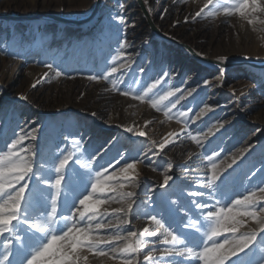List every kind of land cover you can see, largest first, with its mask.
<instances>
[{
  "label": "rangeland",
  "instance_id": "obj_1",
  "mask_svg": "<svg viewBox=\"0 0 264 264\" xmlns=\"http://www.w3.org/2000/svg\"><path fill=\"white\" fill-rule=\"evenodd\" d=\"M96 1L0 0V149L4 148L17 124L25 131L36 129V143L46 141L52 147L59 144L65 151L71 147L65 137H80L83 148L77 154L83 151L85 156L77 168L83 171L95 167L94 163L89 165L87 153L102 145L110 148L115 145L108 158L114 156L117 149L134 156L141 149L156 151L151 142L159 144L169 133L177 134L174 144L137 164L133 174L137 186L128 184L123 189L135 192L137 203L150 198L154 200L155 194L148 190L163 191L159 185L165 175L172 176L169 181L172 190L184 188L197 177H203L207 170L205 149L212 142L223 157L216 158L218 171L231 163L233 156L238 157V164L248 161L241 171L252 164L259 168L264 160V81L252 87L254 77L244 66L259 64L257 66L264 69V23H260L264 20V12L253 14L257 18L255 24H250L238 13L228 16L222 10L215 18L198 17L193 21L195 12L206 0H101L97 12L83 24L59 19H83L92 12ZM224 2L231 3V0ZM260 2L264 4V0ZM125 15L129 17L121 22ZM11 23L17 25L12 27ZM37 24L50 27L44 38L45 42L54 41L53 52L56 54L49 53L47 57L63 62L60 70L65 75L59 78L45 67L52 59L43 61L42 51L34 49L36 38L31 40L29 32L30 27ZM88 25L85 33L73 36V40L65 34V30ZM31 32L35 34V28ZM125 38L128 40V46L123 48L125 55L116 59ZM113 62L125 67H118L109 80L87 79L89 74L99 75L105 69L110 72ZM53 67H56L55 63ZM160 68L174 75L157 85L149 97H157L169 90L175 94L162 101L161 110L157 111L147 98L145 101L134 100L132 94L142 92L154 82ZM205 79L210 83L205 85ZM37 80L40 83L34 88L32 85ZM113 82L116 88L131 94L125 96L114 90ZM189 91L192 92L190 96L187 95ZM181 95L183 99L176 103ZM22 96L27 99H21ZM172 103H176L175 108H171ZM165 105L170 108L168 116L164 114ZM205 105L212 110L197 118L196 113ZM179 112L188 115L180 117ZM146 121L151 123L145 126ZM220 123L224 127L218 131ZM133 125L146 136L139 137L135 132L125 130L126 126ZM209 128L215 134L209 133L202 139L203 148L187 134L191 132L201 137ZM249 145L251 149L259 147L263 151L253 155L249 151L240 157ZM122 206L109 201L99 206V211L107 210L110 215L113 209ZM130 219V224L121 227L135 230L138 237L145 227L154 228L144 216ZM246 230L248 227L241 229ZM110 231L100 229L99 234ZM151 247L164 246L148 244L144 251ZM89 254L93 255L92 260H82V264H119L110 255ZM81 255L86 256L84 252ZM153 255L156 264H201L194 257H167L159 251ZM140 262L145 264L143 251Z\"/></svg>",
  "mask_w": 264,
  "mask_h": 264
},
{
  "label": "snow or ice",
  "instance_id": "obj_2",
  "mask_svg": "<svg viewBox=\"0 0 264 264\" xmlns=\"http://www.w3.org/2000/svg\"><path fill=\"white\" fill-rule=\"evenodd\" d=\"M221 10L228 16L238 13L250 24H255L257 18L253 14L264 12V4L260 0H231V3L206 0L192 19L215 18ZM127 46L125 38L116 59L125 55L123 48ZM62 63L54 60L46 63L45 67L59 78L65 75L60 70ZM118 67L125 65L117 66L113 62L110 72L105 69L99 75L89 74L87 79L109 80ZM171 75L174 73L160 68L154 82L142 92L132 94V99L145 101L147 98L151 106L160 111L161 102L175 93L169 90L157 97H149L148 94ZM39 83L37 80L32 86L35 88ZM203 83L207 85L210 81L205 79ZM113 89L125 96L131 94L116 88L115 82ZM187 95H192V92ZM21 99L26 100L27 97L22 96ZM179 99H183V95L176 103ZM176 103H172L171 108H175ZM164 107L167 109L164 114L168 116L170 108ZM211 110L205 105L196 116L199 118ZM177 115L187 117L188 113L179 112ZM149 123L151 121H146L145 126ZM185 126L186 131V119ZM223 127L220 123L219 128ZM125 130L135 132L139 137L146 136L135 125L126 126ZM11 131L12 135L0 149V247L3 248L0 264H82V260L88 258L81 255L85 250L97 256L110 255L119 264H141L142 251L145 264H156L153 254L157 251L167 257H194L201 264H264V160L259 168L252 164L241 171L248 161L238 164V157L233 156L231 163L218 171L216 158L221 157V153L212 146V142L205 149L207 170L203 177H197L188 188L176 191L169 185L172 176L165 175L159 185L163 191L149 189L155 194V199L137 203L135 192L123 191L128 184L137 186L133 175L137 164L149 160L150 154L158 155L167 145L174 144L177 134L169 133L159 144L151 142L156 151L141 149L134 156L117 149L116 154L108 158L115 145L111 148L102 145L87 153L89 165L94 163L95 167L82 171L77 168L85 156L83 151L77 154L83 148L82 138L65 137L71 145L65 151L59 144L52 147L46 141L36 143L34 128L25 131L17 124ZM209 133L215 134L211 128L201 137L191 132L187 134L203 148L202 139ZM25 141L29 143L25 144ZM251 147L243 149L240 157ZM109 201L123 206L113 209L110 215L107 210L100 212L99 206ZM140 216L146 217L154 228L145 227L138 237L135 230L121 227L131 223L130 217ZM245 227L248 230L241 231ZM100 229L111 231L101 235ZM145 237L154 239L146 240ZM121 241L122 244L119 243ZM148 244L164 247H151L144 251Z\"/></svg>",
  "mask_w": 264,
  "mask_h": 264
},
{
  "label": "bare ground",
  "instance_id": "obj_3",
  "mask_svg": "<svg viewBox=\"0 0 264 264\" xmlns=\"http://www.w3.org/2000/svg\"><path fill=\"white\" fill-rule=\"evenodd\" d=\"M125 14V13H124ZM127 17L129 16H123V21H126ZM12 24V27H15L17 24L16 23H11ZM35 28L36 30V33H32L31 30ZM89 28V25L86 26L85 28H81V29H75V30H71V31H68V30H65V34H69L70 35V39L73 40V36H80L82 34L85 33L86 30L84 29H88ZM49 30H50V27L49 25H44V24H37V25H34V26H31L30 27V32L29 34H31V40L33 37L36 38V41H35V45H34V49L35 50H41L43 55L45 57H43V61L47 60V59H52V62H53V59L54 57H51V58H48L47 57V54L49 53H52V55L55 56L56 53H54L53 51H55L53 48H54V45L53 42L54 41H51V42H45V36L49 33ZM33 34V35H32ZM18 59V58H17ZM19 64V60L16 62V65ZM259 66V65H258ZM257 65L254 66L253 64L252 65H245L244 67L246 68L247 71H250L253 75V85L252 87H255L257 85H260L263 81H264V69L261 68V67H258ZM72 70H74L72 68ZM218 131H221L223 128H219V126L217 127ZM260 151H263L261 150L259 147H254L250 150V154H254V153H258ZM161 179L164 180V177H162ZM190 185L188 186H185L184 188H188ZM180 189L182 188H179L178 190L176 191H179ZM173 199H176V197H173ZM149 228V227H148ZM85 255L88 257V261L90 259V261L92 260L93 258V255H90L88 252H85ZM95 258V257H94ZM97 261V260H96ZM84 263V262H83Z\"/></svg>",
  "mask_w": 264,
  "mask_h": 264
},
{
  "label": "water",
  "instance_id": "obj_4",
  "mask_svg": "<svg viewBox=\"0 0 264 264\" xmlns=\"http://www.w3.org/2000/svg\"><path fill=\"white\" fill-rule=\"evenodd\" d=\"M100 2H101V0H97L95 6L93 7L92 12L88 16H86L85 18H83V19H80V20L70 19V18H59V19L61 21H63V22H67V23L83 24V23L89 21L92 18V16L97 12V9H98V7L100 5ZM256 65H259V64H256Z\"/></svg>",
  "mask_w": 264,
  "mask_h": 264
}]
</instances>
